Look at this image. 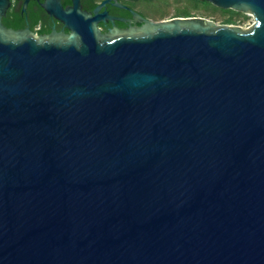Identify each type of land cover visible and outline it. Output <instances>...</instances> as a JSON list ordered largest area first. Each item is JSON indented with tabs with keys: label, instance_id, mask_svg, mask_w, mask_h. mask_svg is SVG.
I'll return each mask as SVG.
<instances>
[{
	"label": "water",
	"instance_id": "1",
	"mask_svg": "<svg viewBox=\"0 0 264 264\" xmlns=\"http://www.w3.org/2000/svg\"><path fill=\"white\" fill-rule=\"evenodd\" d=\"M207 1L255 21L36 37L0 0V264H264V0Z\"/></svg>",
	"mask_w": 264,
	"mask_h": 264
},
{
	"label": "flooded vegetation",
	"instance_id": "2",
	"mask_svg": "<svg viewBox=\"0 0 264 264\" xmlns=\"http://www.w3.org/2000/svg\"><path fill=\"white\" fill-rule=\"evenodd\" d=\"M154 0H10L3 23L11 29L27 31L36 37H67L73 30L56 12L76 7L97 16L101 33L112 39L139 35L154 15ZM98 11L96 12V9ZM163 19V18H162Z\"/></svg>",
	"mask_w": 264,
	"mask_h": 264
},
{
	"label": "rangeland",
	"instance_id": "3",
	"mask_svg": "<svg viewBox=\"0 0 264 264\" xmlns=\"http://www.w3.org/2000/svg\"><path fill=\"white\" fill-rule=\"evenodd\" d=\"M153 12L158 18H171L175 17L177 14H182L181 12H188L192 16H203L211 18L218 23H226L225 21L232 16L231 13L225 12L221 9H217L213 6H205L203 4H196L191 0H154L153 1ZM236 11V10H235ZM238 13L234 14V20L232 23L239 25L243 28H248L253 25L255 18L250 13H244L236 11Z\"/></svg>",
	"mask_w": 264,
	"mask_h": 264
},
{
	"label": "trees",
	"instance_id": "4",
	"mask_svg": "<svg viewBox=\"0 0 264 264\" xmlns=\"http://www.w3.org/2000/svg\"><path fill=\"white\" fill-rule=\"evenodd\" d=\"M191 1H194L196 4H203V5H205V6H213V7H215V8H217V9H221V8H218L217 6H215L214 4H212L211 2H209V1H207V0H191ZM221 10H223V11H225V12H229V13H231L232 14V16L231 17H229L225 22L228 24V23H232V21L234 20V17H233V15L234 14H236V13H238V12H236L235 10H233V9H221ZM182 14H177L176 16H192L191 14H188V12H181Z\"/></svg>",
	"mask_w": 264,
	"mask_h": 264
}]
</instances>
